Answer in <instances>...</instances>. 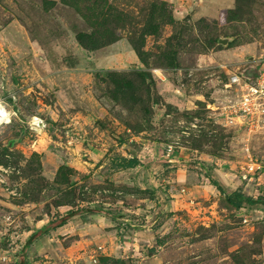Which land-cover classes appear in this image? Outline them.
<instances>
[{"label":"rangeland","instance_id":"1","mask_svg":"<svg viewBox=\"0 0 264 264\" xmlns=\"http://www.w3.org/2000/svg\"><path fill=\"white\" fill-rule=\"evenodd\" d=\"M263 49L264 0H0V264H264L225 199L264 198V130L222 87Z\"/></svg>","mask_w":264,"mask_h":264},{"label":"built area","instance_id":"2","mask_svg":"<svg viewBox=\"0 0 264 264\" xmlns=\"http://www.w3.org/2000/svg\"><path fill=\"white\" fill-rule=\"evenodd\" d=\"M256 67L257 73L253 78L233 73L222 83L223 90L230 92V96L227 97V102L223 106L225 123L238 124L247 128L248 131L264 130V49L256 60ZM153 72L157 75L160 70L154 69ZM3 105L0 104L8 116L6 120L0 121V126L9 123L14 115V112L7 110ZM30 125L34 132L44 129L42 121V127L35 120H31ZM260 168L264 169L259 165L256 166V169Z\"/></svg>","mask_w":264,"mask_h":264},{"label":"trees","instance_id":"3","mask_svg":"<svg viewBox=\"0 0 264 264\" xmlns=\"http://www.w3.org/2000/svg\"><path fill=\"white\" fill-rule=\"evenodd\" d=\"M121 163H122L123 168L128 169V168L135 167L138 164V160L134 157L133 158H122ZM211 183L215 184V182L213 180H211ZM225 199H226V202L228 204L233 205L236 208L240 207L244 203L250 204V205L257 204V203L264 204L263 203L264 198H256V199L244 198L239 193H235L232 196L231 195H225ZM82 211H84V212H86V211L95 212V210L89 209V208H76L75 210H67L63 215L52 218L50 221H48V224H46V225L38 228L37 230L33 231L29 235V237L27 238L26 243L28 244V243L32 242L34 239H36L37 237H39L40 235L48 233L49 231H52L58 227H61L62 225L65 224V222L69 218L81 213ZM17 264H22V263L18 262Z\"/></svg>","mask_w":264,"mask_h":264},{"label":"clouds","instance_id":"4","mask_svg":"<svg viewBox=\"0 0 264 264\" xmlns=\"http://www.w3.org/2000/svg\"><path fill=\"white\" fill-rule=\"evenodd\" d=\"M8 113L4 110L2 106H0V121L6 120Z\"/></svg>","mask_w":264,"mask_h":264},{"label":"water","instance_id":"5","mask_svg":"<svg viewBox=\"0 0 264 264\" xmlns=\"http://www.w3.org/2000/svg\"><path fill=\"white\" fill-rule=\"evenodd\" d=\"M227 40H228V39H226V38H224V39H219V40H218V43L224 45V44L227 42ZM8 144H10V143H8Z\"/></svg>","mask_w":264,"mask_h":264},{"label":"bare ground","instance_id":"6","mask_svg":"<svg viewBox=\"0 0 264 264\" xmlns=\"http://www.w3.org/2000/svg\"><path fill=\"white\" fill-rule=\"evenodd\" d=\"M0 104L3 105L2 102H0ZM3 106H4V105H3ZM4 107H5V106H4ZM34 120L37 121V122L40 124V127L43 126V125H41V121H40L39 119H34ZM34 120H32V121H34Z\"/></svg>","mask_w":264,"mask_h":264},{"label":"crops","instance_id":"7","mask_svg":"<svg viewBox=\"0 0 264 264\" xmlns=\"http://www.w3.org/2000/svg\"><path fill=\"white\" fill-rule=\"evenodd\" d=\"M129 169H132V168H129ZM128 170V169H127Z\"/></svg>","mask_w":264,"mask_h":264}]
</instances>
